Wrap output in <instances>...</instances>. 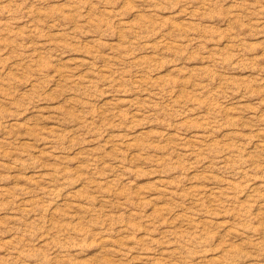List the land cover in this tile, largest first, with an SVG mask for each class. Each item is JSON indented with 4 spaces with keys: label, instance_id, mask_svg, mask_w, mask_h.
I'll list each match as a JSON object with an SVG mask.
<instances>
[{
    "label": "rangeland",
    "instance_id": "1",
    "mask_svg": "<svg viewBox=\"0 0 264 264\" xmlns=\"http://www.w3.org/2000/svg\"><path fill=\"white\" fill-rule=\"evenodd\" d=\"M0 264H264V0H0Z\"/></svg>",
    "mask_w": 264,
    "mask_h": 264
}]
</instances>
